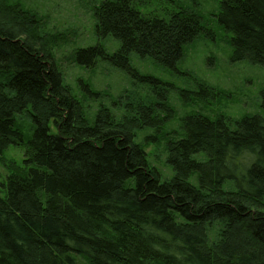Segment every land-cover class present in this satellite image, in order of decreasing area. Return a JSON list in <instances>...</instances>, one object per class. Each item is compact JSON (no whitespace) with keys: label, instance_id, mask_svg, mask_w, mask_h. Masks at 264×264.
<instances>
[{"label":"trees","instance_id":"1","mask_svg":"<svg viewBox=\"0 0 264 264\" xmlns=\"http://www.w3.org/2000/svg\"><path fill=\"white\" fill-rule=\"evenodd\" d=\"M213 1L233 59L264 68V0ZM171 3L160 14L134 0L93 2L95 32L119 47L68 57L130 71L134 53L174 66L214 29L193 0ZM31 10L0 0V156L23 148L21 167L0 183V264H264V90L261 113L181 117L165 147L173 174L162 179L136 137L161 131L166 98L131 92L120 115L101 104L91 120L55 62L61 34L42 30ZM26 110L29 136L16 118Z\"/></svg>","mask_w":264,"mask_h":264},{"label":"rangeland","instance_id":"2","mask_svg":"<svg viewBox=\"0 0 264 264\" xmlns=\"http://www.w3.org/2000/svg\"><path fill=\"white\" fill-rule=\"evenodd\" d=\"M7 1L18 2L37 12L44 22L42 30L61 34L62 41L53 47L55 62L63 73L65 83L83 102L91 120L101 104L120 115L123 104L131 99H127L131 92L148 101L159 102L166 98L172 112L163 110L160 114L161 131L153 132L145 128L139 130L136 137V141L144 147L149 164L160 172L162 179H168L173 174L166 162L165 147L166 140L173 137L171 131L179 130L181 117L200 112L213 118L221 115L234 120L243 115L261 113L264 68L245 60L233 59L231 32L219 27L218 15H215L216 2L213 0H193L194 4L203 8L206 20L214 29L213 38L201 36L194 40L184 48L180 60L172 67H163L149 57L132 53L129 58L130 71L115 67L103 58L88 65L73 62L68 57L79 47L101 45L109 53L119 47V41L114 37L99 36L95 32L91 4L97 0ZM134 1L141 12L161 14L164 7L172 8L171 0ZM178 1L184 4L192 2ZM144 76L155 81L141 80ZM16 118L22 128H30V132L24 131L26 136L31 135L33 123L28 111ZM164 118L166 120L163 121ZM50 130L55 132L52 123ZM146 136L149 137L145 141ZM22 158L21 146L9 144L4 149L0 156V183L7 174L21 167Z\"/></svg>","mask_w":264,"mask_h":264}]
</instances>
